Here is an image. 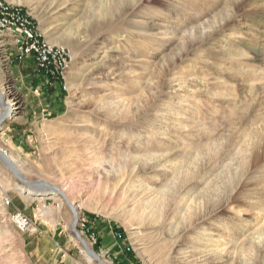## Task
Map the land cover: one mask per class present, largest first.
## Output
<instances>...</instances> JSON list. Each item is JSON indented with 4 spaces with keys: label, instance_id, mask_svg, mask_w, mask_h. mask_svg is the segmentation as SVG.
I'll use <instances>...</instances> for the list:
<instances>
[{
    "label": "rangeland",
    "instance_id": "1",
    "mask_svg": "<svg viewBox=\"0 0 264 264\" xmlns=\"http://www.w3.org/2000/svg\"><path fill=\"white\" fill-rule=\"evenodd\" d=\"M8 1L72 60L52 77L0 37V115L17 103L0 149L65 191L89 246L108 264H264V0ZM20 186L0 158V264H99L61 196Z\"/></svg>",
    "mask_w": 264,
    "mask_h": 264
},
{
    "label": "built area",
    "instance_id": "2",
    "mask_svg": "<svg viewBox=\"0 0 264 264\" xmlns=\"http://www.w3.org/2000/svg\"><path fill=\"white\" fill-rule=\"evenodd\" d=\"M0 37H12L20 44V56L34 61L39 71L59 77L65 74L72 60L70 51L43 37L33 16L20 5L0 0ZM23 226L27 219L18 215Z\"/></svg>",
    "mask_w": 264,
    "mask_h": 264
},
{
    "label": "water",
    "instance_id": "3",
    "mask_svg": "<svg viewBox=\"0 0 264 264\" xmlns=\"http://www.w3.org/2000/svg\"><path fill=\"white\" fill-rule=\"evenodd\" d=\"M8 115V111L5 114L0 115V126L3 124V122L6 120ZM0 158L5 162L11 173L15 176V178L18 180V182L26 187L29 191H38V192H46L48 195H59L61 196L64 201L67 203L69 207L72 208L74 213V220L72 223L73 227V233L79 240L80 244L83 246V248L89 253V255L99 264H108L105 260L101 258L99 253L95 251L89 244L86 242V240L81 236L80 231L78 229V212L77 208L74 207L73 203L69 200L67 194L64 190H62L60 187H58L55 184H52L47 181H41V180H29L27 179L19 167L11 160V158L8 156L6 152H4L2 149H0Z\"/></svg>",
    "mask_w": 264,
    "mask_h": 264
},
{
    "label": "bare ground",
    "instance_id": "4",
    "mask_svg": "<svg viewBox=\"0 0 264 264\" xmlns=\"http://www.w3.org/2000/svg\"><path fill=\"white\" fill-rule=\"evenodd\" d=\"M247 55L245 54L243 57H246ZM12 90L8 87V86H6V87H4V93L5 94H8V93H10ZM16 105H17V103H16V101H15V98H14V96H10V97H8L7 98V100H6V103H5V105H4V111H3V113L2 114H5V113H7V111L10 109V107L9 106H11V110H12V116L14 115V112H15V109H16ZM1 114V115H2ZM155 160V157H153V156H151V155H144V157L143 156H134V157H132L131 159H130V161L129 162H127V164L128 165H130V164H138V165H143V166H145L146 165V163H150V161H154ZM158 159H156V161H157ZM13 161V160H12ZM249 164H251V163H249ZM249 164L246 166V164H244V167L247 169V167H249ZM153 166V165H152ZM141 167V166H140ZM154 167V166H153ZM146 169V168H145ZM149 170V169H148ZM24 186V185H23ZM23 186H20V187H18V189L21 191V193H24L25 195H27L28 197H30L31 195H29V193L31 192V194H39V195H37V196H40L42 193H43V195L44 196H46V195H48V193H46V192H38V191H29V190H27V191H29L28 192V194L26 193V187L24 188ZM231 198V197H230ZM228 199H229V197H228ZM208 237V234L206 235V238ZM261 241V240H260ZM188 246V245H187Z\"/></svg>",
    "mask_w": 264,
    "mask_h": 264
}]
</instances>
